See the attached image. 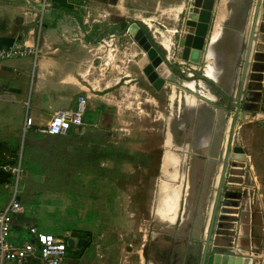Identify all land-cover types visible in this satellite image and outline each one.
<instances>
[{"label":"rangeland","instance_id":"374dc122","mask_svg":"<svg viewBox=\"0 0 264 264\" xmlns=\"http://www.w3.org/2000/svg\"><path fill=\"white\" fill-rule=\"evenodd\" d=\"M181 1L178 16L168 14L169 6ZM79 2L93 6V10L81 6L78 18L81 28L95 38L87 76L97 87L90 92L103 97H91L94 101L87 108L92 110V122L63 136H19L24 131L21 122L0 127V139L12 135L20 140L13 156L22 157L25 166L15 171L19 178L14 177L13 185L0 187V199L7 202L18 184L21 223L75 237L77 232L86 233L79 255L67 257V264H197L256 7L240 111L264 113V0H228L226 14L215 0L199 46L193 47L196 60L181 56V40L193 33L203 10L193 13L192 0ZM133 21L147 31L176 74V80L159 91L137 64L142 49L128 30ZM167 29H174L169 51L160 43L161 33L169 35ZM208 56L216 67L213 80L204 74ZM206 73L213 76L211 68ZM186 81H194L193 90L182 86ZM106 85L110 87L104 89ZM205 89L212 99L199 95ZM191 94L200 101L189 105L196 102ZM240 123L237 117L231 147L239 146L245 158L228 160L209 251L264 264V118L244 121L243 127ZM168 129L175 145H188L187 153L163 146ZM168 151L177 155V165L183 162L178 170L176 165L174 180L166 177L173 167L163 166ZM184 178L190 183L188 193L181 184L182 219L175 221L178 210L173 221L159 219L154 211L161 187H175Z\"/></svg>","mask_w":264,"mask_h":264},{"label":"crops","instance_id":"0c3cea01","mask_svg":"<svg viewBox=\"0 0 264 264\" xmlns=\"http://www.w3.org/2000/svg\"><path fill=\"white\" fill-rule=\"evenodd\" d=\"M34 1L37 5H43V7L39 8L34 6L29 0H0V49L8 48L14 43L35 47V53H29L25 56H13L0 60V127L5 128L3 125L10 126L13 125L14 122H21L22 125L20 127L23 126L24 131H20L19 136L23 133H29L28 136L36 134L48 136V134L40 133L38 128L46 125L51 115L57 110L62 108L74 109L76 107L77 96L79 95L85 96L87 100L85 114L90 113L92 115L91 120L85 121V124L92 122V110H88L87 108L90 102L94 101V98L92 99L91 97H103L100 93L90 92L91 90L95 91L97 87V82L91 81L87 76L89 66L93 63L95 38L87 30L84 31L81 28L78 18L81 6L84 10L85 8L93 10V6H83L79 0ZM227 1L228 0L223 3V1L220 0L222 6L219 8L223 10L225 14L227 11L224 7H226ZM183 5V1L175 5H170L167 9L168 14L171 13L173 17L176 18L181 12ZM119 7L121 8L122 5L120 4ZM100 17L105 21L104 15L100 14ZM84 19H86V17ZM223 21L224 19L220 24L218 38L220 36ZM214 28L215 27H213L212 32ZM167 30L169 35H165L164 37L162 33L160 34L162 37L160 43L169 51L171 48L169 37L170 34L174 32V29ZM212 32L210 33V38ZM207 59V64L204 67V74L210 79H214L216 75L215 67L209 56ZM207 68H211L213 76L207 75ZM187 83H192L193 86H188ZM172 86L175 85L171 84V89ZM182 86L193 90L194 81H186ZM199 86L201 85L199 84ZM107 87L110 86L106 85L104 89ZM205 93H210L214 97L207 89L199 95L204 98H209ZM191 95L195 97L196 102L189 105H194L198 100L200 101L194 94ZM27 117L31 118V124L29 126L25 125ZM262 118H264V113L262 117L249 119V121L254 122ZM258 124L260 126L263 125L261 121H258ZM239 125L243 127L244 124L241 122ZM78 128L79 127L72 129ZM168 132L171 135H169L170 144L174 150L181 149L184 151L183 149H188L187 144V146L183 144L182 147L175 145L169 129L167 130V133ZM0 133L2 132L0 131ZM165 139L163 146L167 147L165 145ZM17 144L19 147L20 140L17 142L12 135H9L5 140L0 139V152H3L4 157L8 160V164L3 166L15 167L18 168L19 171V168L24 169L25 166L24 168L22 167V157L20 160H17L13 156V151L16 149ZM168 147H170V145ZM182 155L183 154H181V156ZM246 155L249 156L248 153H246ZM181 156L178 155L179 158H181ZM14 160H17L16 165L13 164ZM182 163L183 162H180L177 165V170ZM3 166H0V169H2ZM219 169L220 166L214 177V185L219 177ZM9 171L10 176L8 180L10 177H13V179L16 177L17 179L18 176H15V172L11 169H9ZM184 176L186 177L187 175L185 174ZM7 182H3L5 184L0 185V187L6 189L14 184V182L13 184H7ZM182 183H184V192L188 193L189 178L178 180L176 186L180 187V194L182 193ZM14 188L17 189V197L21 202L20 193L22 190L18 188V184L17 187L15 186L13 189ZM7 202L6 198L3 200L0 199V207L4 206ZM210 206L211 205H209V207ZM19 213L13 217L11 226L13 240L18 242L27 237L29 234L28 228L30 226H35L39 230H42L40 227H46L38 226L36 223L28 226L25 223H21L18 219ZM177 215H179V205ZM21 228L23 229L22 232ZM13 230H17L20 234L14 233ZM48 230L52 233L61 235V233H56L52 229L50 230L48 228ZM70 237H73L75 240L77 239L75 236L70 235ZM72 248L79 249L76 247Z\"/></svg>","mask_w":264,"mask_h":264},{"label":"built area","instance_id":"2783aa9c","mask_svg":"<svg viewBox=\"0 0 264 264\" xmlns=\"http://www.w3.org/2000/svg\"><path fill=\"white\" fill-rule=\"evenodd\" d=\"M34 49L35 47L32 46L14 43L8 48L0 49V60L35 53ZM86 106V97L77 96L74 109L57 110L51 115L46 125L38 128V131L48 135L62 136L72 128L83 126ZM30 124L31 118L27 117L25 125L29 126ZM2 169L18 171V168L9 166H3ZM17 193V189L14 188L8 202L0 207V264H67L69 234H55L30 226L28 236L22 241L17 242L12 239L13 217L23 209Z\"/></svg>","mask_w":264,"mask_h":264},{"label":"water","instance_id":"95a60500","mask_svg":"<svg viewBox=\"0 0 264 264\" xmlns=\"http://www.w3.org/2000/svg\"><path fill=\"white\" fill-rule=\"evenodd\" d=\"M29 1L34 6H37L39 8L43 7V5H39V4L37 5L34 0H29ZM214 2L215 0H192L191 10L193 11V13L199 14L200 11L198 12V10L201 7L203 10H205V13L199 14V20L207 21V17L209 13L211 12V10L213 9ZM256 12H257V7L255 8V11H254V17H253L252 26L250 29L249 44L246 50L244 65H243L242 74L240 77L238 97L234 103L235 104L234 116L232 118V123L230 126L227 144H226V147L223 153V160H222V164L219 170V177L215 185L216 189L214 191V195H213L214 197L211 203L210 214L208 216L207 226L205 228V236H204L205 241L203 245L202 257H201L199 264H212L210 260L213 256H216V255H220V256L224 255L225 258L228 257V259H232V260L234 259V257H238V256L223 254V253H211L208 250V245H209L210 239L215 235V231L213 232V230L216 227L214 224L215 217H216V210H217L220 192H221L222 185H223V180L226 174L228 160L229 158H232V159H244L245 158V154L239 146L231 147L234 124H235L236 118L239 117L241 122H244L249 119L260 118L263 116L262 112L252 113L249 110L240 111L241 110V107H240L241 96L240 95L242 93V87H243V82H244V77H245V72H246V65L248 62V56L250 52V44L252 42V35L254 31V24L256 23ZM128 30L130 34L133 36L134 40L137 41V43L140 45L142 49V53L140 54V57L137 59V64L141 69H144V70L148 69L146 70L145 75H146L147 80L150 82L151 86L156 91H159L165 84H168L169 82L173 83L176 80V74L173 72V66L169 64L166 57L161 52H158V48L154 45L153 41L149 38L147 31L137 21L131 22L129 24ZM198 41L199 40L195 38V35L192 32H188L185 35L184 39L181 40V44L183 45L181 56L183 59L191 60V58L189 57V54L192 51L191 49H193L194 45H196ZM151 48L155 50V52L157 53V56L159 57V61L157 63L153 62L149 57L148 51ZM9 176H10L9 170L0 169V183L7 182ZM84 241L85 240L83 238H78L75 240L73 237H69L67 239V245L68 247L80 248L82 244L84 243Z\"/></svg>","mask_w":264,"mask_h":264},{"label":"bare ground","instance_id":"6f19581e","mask_svg":"<svg viewBox=\"0 0 264 264\" xmlns=\"http://www.w3.org/2000/svg\"><path fill=\"white\" fill-rule=\"evenodd\" d=\"M204 13H205V10H202L201 14H204ZM190 16L193 17L191 14ZM205 28H206V21H199L198 24H195V29L192 30L193 34L195 35V38L199 40L196 43L197 47L199 46V42L201 41L203 37ZM196 46L194 45V48H196ZM194 50L195 49H192L190 53V58L196 60L197 54H195ZM148 54H149L150 59L153 62L157 63L159 61V57L157 56V53L155 52L153 48H151L148 51ZM145 70H148V69H145ZM165 143L166 145H171L169 134L166 137ZM177 162H178L177 155L174 154L173 152L168 151L164 154L163 166L165 168L173 167L172 168L173 171L166 172V177L168 176L169 180H174L177 175V172H176ZM179 198H180V192H179L178 187L162 186L158 194L157 204L155 208V214L157 215V217L161 220L173 221L176 216L177 210H178V205H179V200H180ZM210 262L212 264H252V258L239 256V257H234V259L232 260V259H228V257L225 258L224 255H221V256L216 255L211 258Z\"/></svg>","mask_w":264,"mask_h":264},{"label":"trees","instance_id":"16d2710c","mask_svg":"<svg viewBox=\"0 0 264 264\" xmlns=\"http://www.w3.org/2000/svg\"><path fill=\"white\" fill-rule=\"evenodd\" d=\"M91 116L92 115L90 113H86L83 116V120L84 121H90ZM7 164H8V160L4 157L3 152H0V166L7 165ZM13 164L16 165L17 160H14ZM13 182H14L13 177L12 178L10 177L7 184H13ZM4 184L5 183H3V184L1 183L0 185H4ZM45 231H49V230H45ZM49 232H51V231H49ZM76 236L78 238H84L85 242L87 241V234L84 232H77ZM84 245H85V243L82 246H84ZM82 246L79 249H73L72 247H67V257H69V258L74 257V256L77 257L80 253V250L82 249Z\"/></svg>","mask_w":264,"mask_h":264},{"label":"flooded vegetation","instance_id":"af4514ba","mask_svg":"<svg viewBox=\"0 0 264 264\" xmlns=\"http://www.w3.org/2000/svg\"><path fill=\"white\" fill-rule=\"evenodd\" d=\"M213 63V62H212ZM213 66L215 67V65H214V63H213ZM215 69H216V67H215ZM213 80V79H212ZM239 89V88H238ZM237 97H238V93H237V96H236V99H235V101L237 100ZM235 101H234V103H235ZM241 98H240V107H241ZM185 152L187 153V149L185 150ZM183 154H185V153H183ZM183 160H184V158H183ZM190 183V182H189ZM216 185V184H215ZM216 189V188H215ZM222 189H223V187H222ZM222 189H221V192H222ZM221 192H220V194H221ZM220 197V196H219ZM210 208H211V206L209 207V211H208V214H207V216H209V214H210ZM183 211L181 210V212L179 213V215H178V217H177V220H176V222L181 218L180 217V214L182 213ZM182 219V218H181ZM180 219V220H181ZM175 222V223H176ZM77 239H78V237H77ZM84 239V238H83ZM85 240V239H84ZM205 241V240H204ZM204 241H203V245H204ZM85 242V241H84ZM210 242H211V239H210V241H209V245H208V250H209V248H210ZM207 250V251H208ZM202 252H203V246H202V249H201V253H200V255H199V260H198V263L197 264H199L200 263V260H201V257H202Z\"/></svg>","mask_w":264,"mask_h":264}]
</instances>
